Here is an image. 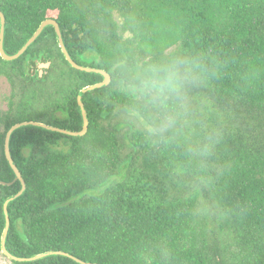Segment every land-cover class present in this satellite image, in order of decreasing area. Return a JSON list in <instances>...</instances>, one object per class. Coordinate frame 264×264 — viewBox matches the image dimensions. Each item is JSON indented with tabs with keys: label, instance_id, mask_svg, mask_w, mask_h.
Listing matches in <instances>:
<instances>
[{
	"label": "trees",
	"instance_id": "1",
	"mask_svg": "<svg viewBox=\"0 0 264 264\" xmlns=\"http://www.w3.org/2000/svg\"><path fill=\"white\" fill-rule=\"evenodd\" d=\"M4 48L16 52L47 18L74 60L111 75L86 91L89 126L70 136L12 133L26 184L8 204L6 248L63 251L98 264H264V0H0ZM189 61L194 121L150 135L146 100L128 94L125 66ZM50 60L42 76L38 63ZM11 86L0 119V181L14 178L6 131L35 120L80 130V90L102 80L72 67L47 26L17 59L0 56ZM21 188L0 183L3 203ZM13 264H82L52 254Z\"/></svg>",
	"mask_w": 264,
	"mask_h": 264
},
{
	"label": "clouds",
	"instance_id": "2",
	"mask_svg": "<svg viewBox=\"0 0 264 264\" xmlns=\"http://www.w3.org/2000/svg\"><path fill=\"white\" fill-rule=\"evenodd\" d=\"M124 71L129 91L145 99L151 112L145 125L150 135L173 131L181 120H195L196 108L188 94L193 79L189 61L175 57L138 61Z\"/></svg>",
	"mask_w": 264,
	"mask_h": 264
},
{
	"label": "water",
	"instance_id": "3",
	"mask_svg": "<svg viewBox=\"0 0 264 264\" xmlns=\"http://www.w3.org/2000/svg\"><path fill=\"white\" fill-rule=\"evenodd\" d=\"M5 25H6V17H5V14L0 10V56L4 60L12 61V60L19 58L28 49V47L38 38V36L42 33V31L47 26H52V27H54L56 35H57L58 45L61 48V51L63 52V54H64L66 60L69 62V64L72 67H74L78 70H81V71H85L88 73L100 74L102 76V80L100 82H97L95 84H92V85H89V86L82 88L80 90V92L78 93L77 103H78V106L80 108L81 116H82V127L80 130H71V129L62 128V127L46 124L44 122L35 121V120H25V121H21V122L13 124L6 131L5 138H4L5 157H6L8 163H9V165H10V167L14 173V178H13L12 182L18 180L21 183V188L17 193H15L13 196L6 199L3 203V210H4V215H5V227H4L2 238H1V248L0 249L10 260H16V261H32V260H36V259L45 257L47 255L61 254V255L70 256L71 258H73L74 260H76L82 264H98V263H94V262H86V261L78 258L77 256L71 255V254L63 252V251H48V252L40 253V254L33 255V256H18V255H14L10 251H8V249L6 248V245H5L6 237H7L9 226H10L8 204L10 201L19 197L24 192V190L26 189V184H25V181L22 177V174L19 171V168L17 167V165L14 163V159L12 158V155L10 152V139H11L12 133L15 130H17L23 126L40 127V128H43V129H46L49 131L60 132L62 134H66V135H70V136H83V135H85L87 130H88L89 119H88V114H87L86 108H85L84 103L82 101V95L86 91H92L94 89L101 88L103 86H107L112 80L111 75L107 70H105L103 68L84 65V64L78 63L76 60H74L72 58V56L70 55V53H69V51L65 45L60 25H59L58 21L55 19H52V18L44 19L40 23L38 28L35 30V32L14 53H8V52H6V50L4 48ZM50 64H51L50 60H48L46 62H39L38 63V71H39L40 76H42L44 72H47ZM12 182L7 183L4 181H0L1 184H10Z\"/></svg>",
	"mask_w": 264,
	"mask_h": 264
},
{
	"label": "rangeland",
	"instance_id": "4",
	"mask_svg": "<svg viewBox=\"0 0 264 264\" xmlns=\"http://www.w3.org/2000/svg\"><path fill=\"white\" fill-rule=\"evenodd\" d=\"M81 60L87 65L92 64L93 62L98 61L97 55L90 56L89 58L83 55ZM125 90L128 94L133 95L128 87H125ZM11 92V86L8 80L3 76L0 75V119H2L7 112L8 109V99ZM0 264H13L11 260L1 251L0 249Z\"/></svg>",
	"mask_w": 264,
	"mask_h": 264
}]
</instances>
